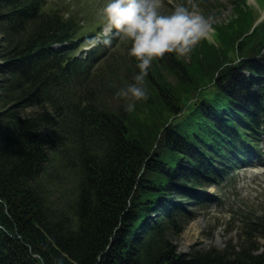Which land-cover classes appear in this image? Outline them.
<instances>
[{
	"label": "trees",
	"instance_id": "obj_1",
	"mask_svg": "<svg viewBox=\"0 0 264 264\" xmlns=\"http://www.w3.org/2000/svg\"><path fill=\"white\" fill-rule=\"evenodd\" d=\"M235 2L239 19L218 27L225 44L200 39L191 65L171 52L156 58L145 78L148 99L129 112L109 101L126 100L116 95L128 84L116 59L83 80L74 58L56 60L46 49L76 36L74 20L46 0H0V264H41L34 253L42 264H264L263 220L223 249L178 253L174 241L190 216L152 219L180 211L178 193L194 194L200 174H209L203 154L227 143L232 105L251 117L254 99L264 101V22L249 34L253 17ZM234 42L247 60L223 67ZM244 69L252 75H239ZM211 84L217 98L201 93L196 111L177 119L181 94L194 97ZM199 116L209 125L195 133ZM62 175L78 184L73 204Z\"/></svg>",
	"mask_w": 264,
	"mask_h": 264
},
{
	"label": "clouds",
	"instance_id": "obj_2",
	"mask_svg": "<svg viewBox=\"0 0 264 264\" xmlns=\"http://www.w3.org/2000/svg\"><path fill=\"white\" fill-rule=\"evenodd\" d=\"M161 0H106L102 12L107 31L90 37L92 45L111 46L113 37L131 41L129 54L136 59L139 71L134 82L120 88L116 95L127 98L126 111H134L137 101L148 99L146 76L153 61L165 53L186 55L193 45L206 37L211 29V17L190 9L184 3L176 4L170 13L160 9ZM41 264L43 257L34 253Z\"/></svg>",
	"mask_w": 264,
	"mask_h": 264
},
{
	"label": "rangeland",
	"instance_id": "obj_3",
	"mask_svg": "<svg viewBox=\"0 0 264 264\" xmlns=\"http://www.w3.org/2000/svg\"><path fill=\"white\" fill-rule=\"evenodd\" d=\"M102 1L106 2V0H51V2L55 3V5H62L63 3L74 4L75 7L68 6L67 8H65L67 12L70 9L73 11H84V8L86 9L89 5H92L91 10L95 13L92 18H98L99 20L103 16L102 8L104 5L101 3ZM185 1H189L192 8L194 7L196 11L202 13L204 16L211 17L210 31H213L212 23H220L225 18L231 17V15L234 13V0H168V2H170L169 6L161 9V11H172L173 9L170 7V5H176ZM203 1L205 5H203ZM257 2L260 3L259 7L263 5L261 0H257ZM197 43L198 41L193 45L192 50L196 49L195 46L197 45ZM189 57L190 53L185 55L186 60ZM130 58L131 57H128L123 61H119V64H122L126 61V65L129 66L131 62L134 61L130 60ZM130 67L133 68L134 73L126 74L123 72L120 75L122 77L128 76L127 83L134 82V75L139 71L137 65L131 64ZM123 80L124 83H126V80L124 78ZM122 85L123 84L120 83V86ZM126 100H123L121 98L118 100L110 99L109 101H112L115 107L118 102L124 104L127 103ZM160 130L162 129L160 128ZM148 133L150 134L149 129L145 132V134ZM261 162L263 163L264 160H262ZM259 163L260 162H258V164ZM250 175H253L251 171ZM62 176V186H65V188L63 189L64 196L66 199H68V201H70V204H73L75 198L78 195L75 192L74 187L78 186V184L75 181L74 183H72V178L70 176V180L67 179L66 175ZM242 177L243 175H240V178ZM247 186L250 189L249 191L247 189L242 190V185L237 188L233 183H229L222 188L213 187L211 192L218 194L219 197H222V192L229 193L228 196H224L219 204H214L204 210L199 211L196 219L192 221L182 233V235L179 236L176 241H174L177 245V252L187 253L192 250V247H197V249L211 247L222 249L230 240L235 243L240 232L239 226L241 225V223H239L238 220L240 218V214L242 212L247 213V211H250V209H255L256 211H258L260 207H264V184L258 185L257 182L253 180V182H251ZM239 189H241V192L245 191L249 195L246 198L238 196V194L236 193H239ZM233 217H235V219H233ZM261 249L264 250V240L261 241Z\"/></svg>",
	"mask_w": 264,
	"mask_h": 264
}]
</instances>
